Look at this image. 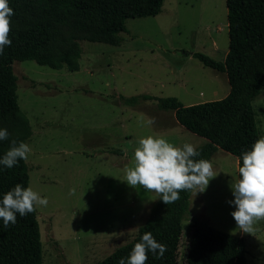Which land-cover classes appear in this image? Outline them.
I'll return each instance as SVG.
<instances>
[{
    "label": "rangeland",
    "instance_id": "rangeland-1",
    "mask_svg": "<svg viewBox=\"0 0 264 264\" xmlns=\"http://www.w3.org/2000/svg\"><path fill=\"white\" fill-rule=\"evenodd\" d=\"M125 26L117 46L75 40L80 51L75 72L65 64L55 69L36 60L14 63L20 112L15 120L0 121V129L13 134L24 121L30 130L29 187L48 199L46 207L36 208L43 264H95L134 238L159 198L126 183L141 138L159 136L178 147L206 143L180 126L172 111L159 110L156 99L173 97L191 106L230 92L226 74L193 57L225 61L226 0H165L159 15L128 19ZM133 97L140 99L135 104L122 99ZM253 107L262 137L264 91ZM211 163L218 175L203 193H190L179 264L196 219L243 238L247 264H264V220L253 234L242 233L231 216L235 207L227 203L234 199L230 182L238 180L237 158L219 149Z\"/></svg>",
    "mask_w": 264,
    "mask_h": 264
},
{
    "label": "trees",
    "instance_id": "trees-1",
    "mask_svg": "<svg viewBox=\"0 0 264 264\" xmlns=\"http://www.w3.org/2000/svg\"><path fill=\"white\" fill-rule=\"evenodd\" d=\"M165 0H8L13 9L10 47L0 55V121L15 120L20 112L15 62L36 60L57 68L62 64L78 70L80 56L75 40L119 45L117 36L126 32L128 19L154 17L162 12ZM229 51L224 62L201 53L193 54L205 67L226 74L229 94L222 100L184 106L176 98H159L158 108L172 111L177 123L202 137L206 143L196 148L195 159L211 162L219 149L235 156L238 168L242 154L260 138L253 101L264 91V0H226ZM58 44V45H57ZM135 104L139 97L124 99ZM144 100H152L148 96ZM8 140H0V159L11 140L25 142L30 130L26 122L17 123ZM238 173V179H239ZM30 176L24 160L9 169L0 164V201L16 184L29 187ZM191 191L166 205L159 196L146 222L134 238L95 264H118L127 260L132 248L145 232H151L167 251L162 259L149 252L146 264H179L183 234L182 221L189 210ZM187 241L184 264H247L243 238L220 232L205 221L194 220ZM0 264H43V246L37 210L4 226L0 218Z\"/></svg>",
    "mask_w": 264,
    "mask_h": 264
},
{
    "label": "clouds",
    "instance_id": "clouds-1",
    "mask_svg": "<svg viewBox=\"0 0 264 264\" xmlns=\"http://www.w3.org/2000/svg\"><path fill=\"white\" fill-rule=\"evenodd\" d=\"M13 9L8 0H0V55L5 47H10L11 17ZM148 124H154V119ZM7 129H0V140H8ZM31 152L25 142L11 140L6 154L0 164L11 169L19 160L27 161ZM200 153L195 146L185 143L182 147L175 146L163 137L149 135L141 138L134 150V165L126 169V183L132 188L137 186L145 191L155 192L164 204H173L180 199L183 191L203 193L211 179L218 174L213 165L206 159H195ZM239 179L230 182L234 199L227 201L234 205L231 212L237 228L245 234H253L254 225L264 220V136L252 145L251 150L242 154V166L238 168ZM75 189L70 190V195ZM48 199L41 196L31 187L23 188L21 184L4 194L0 201V218L4 226L16 224L17 213L24 217L36 211L37 206L46 207ZM167 246L158 243L151 232H145L140 242L132 248L127 260L121 258L118 264H146L148 253L156 259H162Z\"/></svg>",
    "mask_w": 264,
    "mask_h": 264
}]
</instances>
